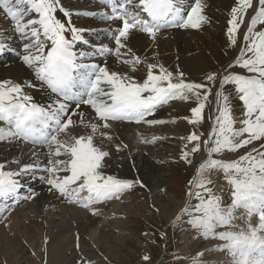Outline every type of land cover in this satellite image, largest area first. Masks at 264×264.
I'll list each match as a JSON object with an SVG mask.
<instances>
[{
  "label": "snow or ice",
  "instance_id": "snow-or-ice-1",
  "mask_svg": "<svg viewBox=\"0 0 264 264\" xmlns=\"http://www.w3.org/2000/svg\"><path fill=\"white\" fill-rule=\"evenodd\" d=\"M108 3L111 14H103V19L120 22L112 30L114 48L101 46L92 55L114 54L132 71L144 63L127 46L134 32L155 41L162 30H198L208 22L202 0H193L188 8L185 0H108ZM58 6L59 0H0V16L7 17L14 31L27 41L23 46L24 63L32 69L39 86L50 93L49 103L40 105L25 91L26 87H36L35 83L0 82V122L7 125L0 128V141L15 139L47 146L50 158L42 170L49 174L45 181L49 190L95 215L98 210L93 205L118 200L134 186L133 181L102 171L110 153L95 143L97 134L111 140L102 129L111 128L114 121L163 123L147 117L173 100L194 99L188 123L200 125L212 95L210 85H215L217 73L206 75L204 82L186 81L182 72L174 74L162 65L148 63L146 77L141 82L126 73L111 71L106 64L85 62L88 54L77 51V44L88 43L83 36L85 30L66 27L57 18V11L65 17L71 14ZM249 9L253 14L243 34L244 46L234 64L229 65V68L239 66L249 75L225 70L215 93L214 123L207 138L201 140L203 134L195 131L182 137L186 144L181 158L186 163H192L190 156L200 152L202 146L207 159L189 181L186 193L189 201L176 218L188 216L187 224L206 239L211 236L224 241L220 251L230 255L232 264H264V151L253 148L233 161L214 158L224 152H236L254 141H261L264 148V29L256 30L258 24L264 25V0H256L255 4L254 0H236L227 37L230 46H237V36ZM5 47L0 43V51ZM228 84L233 86L242 105L239 128L235 126L237 120L230 104L232 92L224 91ZM82 105L91 109L92 119L85 118L80 110ZM71 129L84 131L73 135ZM61 134L69 138L62 140ZM116 149L121 150V146L117 144ZM39 167L35 163L25 164L17 171H5V165L0 163V202L18 197L24 185L17 177ZM213 171L222 172L231 187V204L226 208L208 186L212 180L205 173ZM192 199L197 203L192 205ZM241 209L246 228L232 231L236 212ZM6 210L0 204V214ZM218 228L228 230L217 232ZM193 264H197L195 259Z\"/></svg>",
  "mask_w": 264,
  "mask_h": 264
},
{
  "label": "rangeland",
  "instance_id": "rangeland-1",
  "mask_svg": "<svg viewBox=\"0 0 264 264\" xmlns=\"http://www.w3.org/2000/svg\"><path fill=\"white\" fill-rule=\"evenodd\" d=\"M92 27H94L98 34L96 40L92 41L95 43L96 47H101L103 45L112 47L114 45V42L109 40L111 36L109 39L105 37L109 33L110 26L107 25L103 17L101 18V16H99L94 19L91 23V28ZM103 33L104 35H102ZM186 33L185 30H180V34ZM87 38L86 36V39ZM88 45L94 46L90 42H88ZM153 45L155 46V43L149 45V51L154 49ZM80 48H83V52L86 53L93 51L91 48L86 47V45H80ZM166 51L164 47L163 51H158V53L165 56L167 55ZM238 56L239 55L236 56L233 54L228 60L227 65L225 64L226 67L224 69L214 72L217 73L216 83L215 85H210L212 88V95L209 97L208 105L204 109V120L198 125V133L203 134L201 140L207 138L213 126L215 116V93L219 89L222 76L226 74L225 70L236 74L249 75L245 69L239 66L229 68V65L234 64ZM206 73L207 72H205V74H196V81L204 82L206 75L210 74ZM224 91L225 93L234 92L233 86L230 84L225 85ZM234 103L236 108L233 109V114L234 118L237 120L235 126L238 128L240 126L239 120L242 118V105L236 97V94L234 96ZM194 106L195 100L193 99L190 105H184L178 110L177 105L173 107L175 109L171 108V113H166L167 116L172 117L174 113L179 114L178 117L175 118V121L171 122V127L167 126V129H164L165 131L169 130L168 132L171 133V138L168 140L164 139L163 142L156 143L153 147L152 144H146L144 150L141 152L142 157H137L134 161L130 162L128 161L130 157L128 151H123L118 158H110V160L105 163V167L109 168L108 172H105L106 175L115 177L116 169L119 170L118 177L120 179L134 182L133 188L126 191L120 199L109 200L105 206L93 205L92 208L99 211L95 215H93L89 209L87 210L86 208L80 207L78 204H72L68 201L51 204L49 208L44 207L41 217L28 219L25 225L30 228L27 229L26 233L23 229L25 228L24 226L18 230V232H20L19 234H15L14 232L16 230H14L11 234L13 237L7 233L6 240H12V245H10L11 247L8 246V248H4V246L2 247L0 245V264H193L194 259L197 264H219L216 259L224 260L223 257L227 252L218 250L223 246L225 243L224 241L214 239L211 236L206 239L201 232L192 229L191 226L187 224V220L189 219L188 216H183L180 220L176 219L189 201V197L186 195L189 181L197 172V169L193 167V160L202 156L203 159H207V153L203 150V146L200 152L190 156L192 161L191 164L186 163L181 158V139L182 137H187L195 128V126L188 123V118L191 117L190 109ZM110 135L112 137V134ZM64 138H66V136ZM60 139L65 140L63 136L60 137ZM261 143V141H254L252 144L236 152H232L231 154L237 156L239 159L241 155L249 152L253 147L259 151H263L264 148H261ZM31 146L43 150L42 153H40L39 150L32 153L34 149L29 147L30 149L27 151L33 154L32 157H38L43 154L49 159L48 150L46 151V149H48L47 146ZM28 154L24 156L27 157ZM138 154H140V152L135 153L134 156ZM145 156H148V160L144 161ZM227 156L228 152H224L216 155L214 158L223 160ZM60 158L62 157H59V159ZM116 160H118V162H124L126 164L125 167L123 165L114 164V162H117ZM149 168H153V171ZM14 169L15 167L12 171H16ZM129 175H131L132 178H130ZM209 175L211 180L215 181H212L208 186L212 188L214 195L218 196L220 200L223 196L222 194L225 193L228 195V193H231V187L224 179L222 172L213 171L210 174L207 172L205 173V176ZM141 183L143 186H141ZM41 184L44 183L42 182ZM151 185H155V187H151ZM180 202H184V207L182 209H178V204ZM222 202H226L224 203L226 206L230 205L231 195L226 197ZM195 203H197V201L192 199L191 204L194 205ZM35 205L37 206L36 202L25 200L20 208L9 214H12V217L23 216L27 212L32 211ZM66 208L69 209L70 212L74 210H84V214H87L85 220L88 221L90 218L94 221L93 230L95 231L92 232V229H86V231H84V229L79 228V223L81 222L76 223L69 216L66 218L63 216L61 217V215L65 214ZM52 217L56 218L53 221V226H58L62 223L67 224L69 222H71V225H75L71 231H66L62 233L61 236L55 238L56 242H59L61 239L64 240L69 238L70 235L72 233L74 234L77 230L79 232V238L76 237L75 239V237H70V239L72 238V246H68L64 251L55 249L57 243L54 242L51 243L50 248L44 247L43 237L40 233L42 230V223H44L43 220H46V218L51 220ZM8 219H10L9 216L4 217V214H0V226L6 228L7 226L5 225L9 222L7 221ZM234 227L232 228L233 230H230L240 231L246 228L241 226V222L239 221ZM51 230L52 226H44L45 234L50 233ZM225 230L228 229H216L217 232ZM13 238H16V241ZM200 253L203 255L198 256ZM144 257H148V259L145 260ZM226 260V264H232L231 258Z\"/></svg>",
  "mask_w": 264,
  "mask_h": 264
},
{
  "label": "bare ground",
  "instance_id": "bare-ground-1",
  "mask_svg": "<svg viewBox=\"0 0 264 264\" xmlns=\"http://www.w3.org/2000/svg\"><path fill=\"white\" fill-rule=\"evenodd\" d=\"M96 2H99V0H59L58 7L65 9L71 15L70 17H65L62 12H60L59 10L57 11V18L60 19L62 23H65L66 27H76L79 29H84L85 31L83 32V36L85 39L87 36L90 40L88 38L86 40L92 45H95V43H93L92 41L96 40L98 34L94 27L91 28V23L94 19L98 18L99 16H101V18L103 17V9ZM192 3L193 0H185V7L188 8V6ZM202 3L204 4V14L208 17V22L204 23L198 30L191 28H176L175 30L162 31L155 41L151 40L149 37L142 33L134 32L130 36V39L127 41L128 48L131 49L134 55L140 56L144 60L143 64L137 66L136 71H132L129 65L121 63L114 54H108L103 58H99V56L92 55L93 52H87L88 55L85 57V62L96 63L102 66L106 64L111 71H115L121 74L126 73L141 82L146 77V66L148 63L162 65L166 70L171 71L174 74L182 72L184 73V79L186 81L194 82H197L196 74H205V72H207L206 74H208L216 72V70L224 69L227 65L228 60L233 54L236 56L240 54V48L244 46L243 34L247 31V24L250 22V16L253 13L252 10L249 9V16L245 17V23L241 26L240 32L237 36V46H230L227 37V29L229 27L228 21L231 19L232 7L236 6V0H202ZM255 3L256 0H254V4ZM119 23V21H114L112 24L108 23L107 25H111V28H116L119 26ZM111 28L110 30H112ZM181 29H183V31L185 30L189 35L187 33L180 34ZM261 29H264V25L258 24L256 30L259 31ZM102 35H104V33ZM105 37L109 39V35ZM109 40L111 41V38ZM26 42L27 41L23 37H21L14 31L13 25L9 22V19L5 16H0V43L6 46L3 51H0V82L12 81L14 84L21 85H24L26 82L29 81L33 82L37 86L30 88L26 87L25 91L33 97L34 102L40 105H47L50 101V93L46 88L39 86V81L36 80L32 69H30L22 59V56L25 54L23 46ZM153 42L155 43V46L153 45L154 49L149 51V45L154 44ZM80 45V43L77 44V51H83V48H80ZM113 46L106 47L114 48ZM164 47L165 50H167V55L162 56L158 53V51H163ZM234 96L235 93L232 92V96L230 98V104L232 106V109L236 108L234 103ZM190 103L191 100L187 102L181 100H173L170 101L168 104H165L166 107L162 108L163 110H156L154 115L147 117L148 120L163 121V123L148 124L141 122L137 124L135 122L126 121L111 122V128L102 129V131H107L109 135L112 134V139H104L98 133L96 136L95 143L100 146L103 150L108 151L110 153V155L105 158L106 162H108L110 158H118L121 155L120 153L123 151H128L130 156L128 161L132 162L137 157H142L141 152L144 150L146 144H152L153 147V145H155L156 143H160L161 141L163 142L164 139L168 140L169 138H171V133L168 132L169 130L165 131L164 129L167 126L171 127V122L175 121V118H177L179 114L174 113V115L170 117L167 116L166 113L170 112L171 108L175 107V105H177L178 110L184 105H190ZM80 110L84 113L86 119L93 118L91 109L87 105H82ZM73 119H77V117H73ZM193 126H195L194 129L192 128L193 132L195 131L198 133L199 126ZM6 127L7 125L4 124V122H0V128ZM70 131L73 135H75L78 132H83L84 130L71 129ZM61 135L65 140L69 138L67 136L66 138H64V134ZM117 144L121 146V150L119 151H117L116 149ZM185 144L186 140L181 139L180 152H182V150H185ZM191 146L192 145L189 144L188 148L190 149ZM29 147L34 149L32 153H35V151L37 152V150H39L40 153L43 152V150L36 149L28 144H25L23 141L15 139L0 141V163L5 165V171H12L14 167V170L17 171L20 167L25 164L35 163L39 164L40 166L34 171L28 172L23 176L17 177V179L20 180V182L24 185V187L21 189V192H23V194L20 196L25 198L26 196H29L34 193V197L32 199L27 200H30L31 202H36L37 206L35 205L32 211L27 212L23 216L12 217V214H9L15 212L18 208H20V205L17 207V209H12L9 212L4 211L2 213V215L4 214V217H10V219L7 220L9 222H5V226H7L6 228H4V226H0V245L2 247L4 246V248H8V246L12 245V240H6L7 233L12 236L11 234L14 232V230H16L14 233L19 234L20 232H18V230L22 226L25 227L23 229L26 233L27 229L30 228L25 225L28 219L41 217L44 207L49 208L51 204L67 201L64 197H61L58 192H55L54 190L50 191L49 185L45 182L49 174L45 171L43 172L42 169L48 164L49 159H47L46 155L43 154L39 155L38 157H32L33 154L27 151L30 149ZM47 150L48 149H46V151ZM137 152H140V154L134 156V154ZM231 153L232 152H228V156L224 158L223 161H233L238 159L237 156H234ZM26 154H28L27 157L24 156ZM63 158L65 157H62L60 159ZM145 160H148V156H145L144 161ZM116 161V163L113 161L114 164L123 165L125 167L126 164L124 162H118V160ZM203 161H205V159H203V156L200 158H195V160H193L194 169H197ZM108 169L109 168H106L104 166L102 171L105 173L108 172ZM149 169L153 171V168ZM115 171V177L120 179L118 177L119 170L115 169ZM61 175H63V173H61ZM129 177L132 178L131 175H129ZM40 182H43L44 184H41ZM151 187H155V185H151ZM222 195L224 197L222 196L221 203L226 208L229 205L226 206L224 204L226 202L223 203L222 201L226 197L230 196L231 193H228V195L224 193ZM101 204L105 206L107 203L105 201ZM178 205V209H182L184 207V202H180ZM69 212V209L66 208L65 214L60 215L61 217L63 216L65 218L69 216L76 223L81 222L79 223V228L84 229V231H86V229H92V232L95 231L93 230L94 221H92L90 218H87L88 221L85 220V216L87 214H84V210H74L70 213ZM236 217L237 219L233 221L234 226L239 221L241 222V226L246 227V217L244 210H238L236 212ZM55 219V217H52L51 220L49 218L43 220L44 223H42V230L40 229L41 236L43 237V244L44 247L50 248L51 243L54 242L57 243L55 249H60L61 251H64L68 246H72V238L70 239V237H75V239L76 237L79 238V232L77 229H75L77 231L74 234L72 233L69 238L65 237L66 239H61L59 240V242H56L55 238L61 236V234L66 231H71L73 229V226L75 225H71V222H69L70 224L62 223L61 225L53 226V221ZM255 222L256 217H253V223ZM43 225L52 226L51 232L49 231L50 233L45 234ZM16 238L13 239L16 241ZM218 250L220 251V249ZM223 258L224 260L216 259L217 263L226 264V259L231 257L226 253Z\"/></svg>",
  "mask_w": 264,
  "mask_h": 264
}]
</instances>
